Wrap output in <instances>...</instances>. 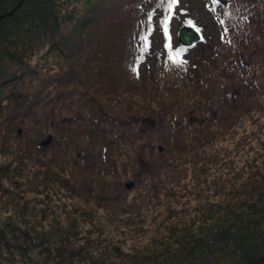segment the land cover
Masks as SVG:
<instances>
[{"label":"trees","instance_id":"1","mask_svg":"<svg viewBox=\"0 0 264 264\" xmlns=\"http://www.w3.org/2000/svg\"><path fill=\"white\" fill-rule=\"evenodd\" d=\"M123 1L22 0L0 19V264H264L257 155L223 202H205L187 221L168 215L140 248L103 236L102 223L143 235L148 192L174 196L188 167L206 177L222 159L209 152L219 141L252 149L240 128L264 116V0H232L228 14L207 0L221 39L193 59L182 45L151 50L162 30L153 20L140 52L148 14L167 0ZM15 4L0 0V14ZM177 49L182 65L169 60ZM40 52L56 66L45 77L31 64ZM26 76L40 86L18 95Z\"/></svg>","mask_w":264,"mask_h":264},{"label":"rangeland","instance_id":"2","mask_svg":"<svg viewBox=\"0 0 264 264\" xmlns=\"http://www.w3.org/2000/svg\"><path fill=\"white\" fill-rule=\"evenodd\" d=\"M18 0H16L17 2ZM94 1V0H93ZM104 4H108L109 1L112 2H118L120 0H101ZM131 0H124L123 4H125V8L128 5ZM207 1L206 0H181L180 8L178 9L176 16L173 19V22L171 24V30L172 33L177 37V34L181 28V25L185 24V22L188 19H192L194 23L199 25L204 34V40L201 43H197V46L195 48H192L189 53L188 57L193 59L194 56L198 51L202 52L204 56H207L211 52L212 45L217 42L220 39L219 33L215 29V21L213 16L210 14V10L205 5ZM235 2L232 0H228V4L226 6H221L224 8L225 13H236V11L233 9ZM152 4L150 3V7ZM19 8V7H18ZM17 8V9H18ZM13 9V8H12ZM150 9V8H149ZM11 10V9H10ZM15 10V9H14ZM13 10V11H14ZM125 10V9H124ZM128 13L130 12V9H127ZM9 10L4 12L3 14H0V19L4 17L5 15H11L8 14ZM12 11V12H13ZM14 13V12H13ZM160 15V12L158 13ZM125 11L124 14L121 16V19L124 21ZM153 44L152 48L159 49L161 48V37L160 35L155 32L152 36ZM42 52L36 53L32 59L31 64L33 67H35L38 70L39 76L45 77L47 75H50L52 71L56 69L55 65L46 64L44 61V58H41ZM150 63H152V59H149ZM38 63L37 66L35 64ZM53 68H50V67ZM37 76V75H36ZM33 76V77H36ZM32 76H26L23 80V83L15 89V91H20L18 95H21L22 92L30 91L33 95L35 90L38 89L40 86L38 80H34ZM32 79V80H31ZM34 89V90H33ZM5 104V102L3 103ZM14 106V102L12 103V108ZM4 110L2 113V116H4L6 113H8L11 108H7V106H3ZM100 106L94 105L92 106V110H95L96 108H99ZM56 113L59 115V112L56 110ZM145 126H147V123H144ZM240 132L243 134L248 133V141L251 146H253L252 149H248L246 151H242L241 149L238 150L234 146L232 142H222L219 141L214 146V150H209L211 153H216L218 157L221 159V161H226L227 163L225 165L231 166L233 169V172H229L230 167H226L222 164L221 161H219L216 165L211 166V169L208 173V175L205 177L203 173H200L197 175L196 172H194L193 175V169L189 168L187 169V178L181 179V183L187 184L186 186H174L175 194L172 197H165L164 191H160L158 193L157 197H148V192L146 196V202L150 203L149 208L145 211V224L144 227L146 228V232L143 235H136L135 233L129 231L128 229H124L123 233H120L121 228L116 229L115 225L113 224H103V236L106 238V240L109 241H115L120 242L122 247L124 248H131L136 247L140 248L146 243H149L150 240L158 236V231L161 226H164V218H166L168 215H173L170 217L169 220L173 221H187L192 216H197L199 214L198 212H195L197 209L199 210L200 206L204 204L205 202L209 200H216L217 202H223L224 199L227 197L226 192L228 190H232L233 188H236L247 176V171H252L255 168L252 166L246 165L247 161H251L256 156V165L259 166L261 169L263 168L264 163V151L262 149L261 142L259 143V140H264V116H262L259 120V123H253L251 120L247 119L243 126L240 128ZM252 132H254L257 136L251 137ZM33 133V137H34ZM20 139V138H19ZM19 139H15L18 141ZM222 148V149H221ZM33 154L35 152H38L35 148L32 149ZM32 154V155H33ZM40 159L45 161L48 156V152H41ZM226 156L225 158L223 156ZM233 158L234 162L233 164L228 161V159ZM40 160V161H41ZM37 167L39 166V163L36 164ZM245 170L243 173V176H237L235 175V172ZM197 176V177H196ZM128 179H124V181H127ZM222 185L224 187V190H222ZM140 189V187H139ZM134 188L129 190L128 198L133 196L136 192ZM171 208V209H170ZM59 212L60 210H56ZM10 212H7L6 214H9ZM101 213H104L102 210H99L97 215L99 218V215H101V218L103 217ZM42 214V213H41ZM63 217V214H62ZM162 228V227H161Z\"/></svg>","mask_w":264,"mask_h":264},{"label":"snow or ice","instance_id":"3","mask_svg":"<svg viewBox=\"0 0 264 264\" xmlns=\"http://www.w3.org/2000/svg\"><path fill=\"white\" fill-rule=\"evenodd\" d=\"M178 3V0H167V9H168V15L164 17V20L162 21V24L164 25V33L166 38L168 37V21L172 18V9L173 7ZM153 17L152 14L149 13L148 14V23H149V27H148V32L141 37L142 41H143V45L140 48V52L143 54L144 52L147 51L148 47H149V40H148V36L151 34L152 32V28H151V21H152ZM221 23H223V21H220ZM188 23H192L191 21H188ZM227 33V29H225V34ZM223 38V37H222ZM230 43V41H228ZM166 48L169 47L168 44L165 45ZM183 50L177 49L175 53H172L170 51L169 53V60L174 63V64H179L182 65L184 64L186 61L179 59V56L181 54ZM142 58V57H141ZM133 71L135 72V68H133Z\"/></svg>","mask_w":264,"mask_h":264},{"label":"water","instance_id":"4","mask_svg":"<svg viewBox=\"0 0 264 264\" xmlns=\"http://www.w3.org/2000/svg\"><path fill=\"white\" fill-rule=\"evenodd\" d=\"M22 0H18L16 2V4L14 5L13 9L9 10L7 13L11 14L12 11L14 9H16L20 4H21ZM227 3L224 2V5H226ZM180 41L185 44V45H192L197 39L198 36L196 34L195 31L191 30V29H182L180 32ZM49 141V138L45 141V143H47ZM131 182L127 183L126 186L129 188L131 186Z\"/></svg>","mask_w":264,"mask_h":264}]
</instances>
